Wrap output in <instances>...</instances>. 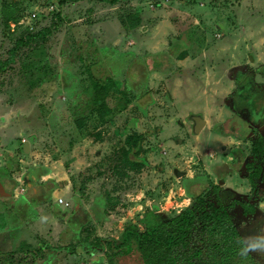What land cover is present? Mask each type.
I'll return each mask as SVG.
<instances>
[{"label":"rangeland","instance_id":"374dc122","mask_svg":"<svg viewBox=\"0 0 264 264\" xmlns=\"http://www.w3.org/2000/svg\"><path fill=\"white\" fill-rule=\"evenodd\" d=\"M3 4L15 5L24 19L15 33L0 21L1 61L19 34L49 27L60 15L51 35L18 49L0 72V169L15 186L7 197L0 182V264H142L137 254L110 260L96 242H120L128 225L143 230L169 220L192 203L184 185L194 177L202 181L187 184L190 193L208 181L218 185L208 195L215 205L246 202L254 209L229 211L242 239L264 235V0ZM130 10L142 20L132 33L118 22ZM127 54L139 61L124 62ZM106 78L115 89L111 112L99 120L86 104L91 80ZM126 79L133 92L121 94ZM193 115L205 123L196 134ZM130 135L142 138L139 158L146 162L135 171L121 159ZM33 168L45 170L38 184L60 185L48 200L23 179ZM175 169L185 176L177 178ZM107 196L117 203L106 205ZM57 197L69 207H59ZM93 205L105 209L104 219L94 220ZM249 254L264 264V251Z\"/></svg>","mask_w":264,"mask_h":264},{"label":"trees","instance_id":"16d2710c","mask_svg":"<svg viewBox=\"0 0 264 264\" xmlns=\"http://www.w3.org/2000/svg\"><path fill=\"white\" fill-rule=\"evenodd\" d=\"M83 0H57L59 6L74 4ZM110 6L117 4L120 0H98ZM59 12H56L52 17V23L49 27L43 28L40 31L33 32L30 28L19 34L14 47L8 51L6 60H0V72L14 61L15 53L23 46H29L31 43L41 41L47 36L51 35L57 28L55 19H59ZM1 17L7 27L9 22H18L17 10L15 5H3L1 8ZM17 18V19H16ZM121 27L124 30H135L141 25V17L136 11H128L118 19ZM32 29V28H31ZM126 61H139L132 54L125 56ZM184 54H181L178 59H183ZM135 59V60H134ZM119 75H122L123 70H117ZM92 93L87 101V111L99 120H103L110 112L111 108L108 104L109 92L115 89L111 78H106L103 82L98 79H92L91 82ZM133 92V87L129 80H125V86L120 92L127 94ZM80 128V126L78 127ZM262 138V137H261ZM264 143V131H263ZM142 138L138 135H130L126 138V148L122 150V163L130 170L141 169L145 164V160L139 158L141 151ZM261 147V144L253 143L251 148V155H254ZM250 171V168L248 169ZM35 172V169L28 171V175ZM42 175L45 170L42 169ZM2 178H9L6 170L0 169ZM255 172H249L247 181L250 184L252 194H256L257 185L255 182ZM26 178V177H25ZM202 181L198 177L186 180L184 185L185 194L192 200V203L184 208L179 213H176L167 221H161L153 226L145 227L143 230H138L134 226L128 225L121 235V241L114 239H105L98 241L95 245L97 251L109 250L108 257L122 258L137 254L142 261V264H256L253 258L248 253L241 255L242 237L234 225L229 211L235 205H240L243 212L253 214L254 209L246 202H232L225 206L222 203L216 205L208 199L210 190L214 193L218 192V185L211 184L206 181L207 185L203 187L199 194H192L189 191L187 184H197ZM48 191L58 188L60 186L53 180L46 182ZM45 185V186H46ZM210 186V187H209ZM23 201H26L23 198ZM108 202L106 205L113 206L117 200H111L107 196ZM79 203V201H78ZM104 207V206H103ZM108 207V206H106ZM96 209V210H95ZM104 209V208H103ZM93 214H95V221L106 215L105 209H100L97 205L91 207ZM95 212V213H94ZM93 216V215H92ZM2 227L0 226V231ZM43 248L40 246L34 250L32 256L34 258L41 257ZM101 260V258H99Z\"/></svg>","mask_w":264,"mask_h":264},{"label":"crops","instance_id":"0c3cea01","mask_svg":"<svg viewBox=\"0 0 264 264\" xmlns=\"http://www.w3.org/2000/svg\"><path fill=\"white\" fill-rule=\"evenodd\" d=\"M3 5H6V4H3ZM3 5H0V21H3L2 20V17H1V8L3 7ZM36 15V14H35ZM22 19H24V18H21V19H19V20H22ZM13 23H16V22H9V25H11V24H13ZM27 27H25V28H21V29H26ZM30 30H32V31H34V29L32 28V29H30ZM121 30L123 31V28L121 27ZM9 31L11 32V33H15L14 31H12V29L10 28L9 29ZM135 31V30H134ZM133 32V30H131L130 31V33H132ZM105 34V33H104ZM129 34V33H128ZM127 34V35H128ZM105 36V35H104ZM4 40V38H3V36L1 35V31H0V45H2L1 43H2V41ZM9 51V50H8ZM182 60H178V62H181ZM33 169H35V172H32L30 175H28L29 173L27 172V174H25V176L23 177V179H24V181L26 182V184L29 186V187H33V189L35 190V192H37L38 194L37 195H39L41 192H42V189H43V186H45L46 185V183L44 184V185H40V184H38L39 183V178H44V175H42L43 173H42V168H33ZM31 170V169H30ZM29 171V170H28ZM26 177V178H25ZM2 179V180H1ZM52 179V178H51ZM2 181V183L4 184V182H5V185L7 184V187H8V192H7V197H9V188L11 187V186H13L12 184L13 183H11V182H9V180H8V178H2L1 177V175H0V182ZM55 182V181H54ZM14 188H15V186L13 187V190H14ZM13 190H12V192H13ZM1 191V190H0ZM11 192V193H12ZM54 193H58V192H54ZM37 195H35V196H37ZM44 196V200H48L49 198H50V195H51V192H49L48 190H47V194L46 193H41V195H39V196ZM54 195V194H53ZM22 198H25V202L26 203H29V201L27 200V197H26V195H23L22 196ZM57 199H62L64 202H67L66 200H64L63 198H59V197H57ZM56 198H55V200H57ZM31 200V199H30ZM54 200V201H55ZM55 203L57 204V205H59V207H65L64 205H62V204H58L56 201H55ZM68 203V202H67ZM69 204V203H68ZM69 207V206H68ZM68 207H65V208H68ZM64 209V208H63ZM176 213H179V211L178 212H176ZM37 223H39L38 221H37ZM36 223V226L38 227V225H40V224H37ZM39 229H43V227L42 226H39ZM1 231H2V229H1ZM0 231V232H1ZM1 233H3V232H1ZM1 233H0V236H1ZM6 239V238H5ZM7 240V239H6ZM41 261H43L44 262V258L43 259H41ZM42 262V263H43Z\"/></svg>","mask_w":264,"mask_h":264},{"label":"clouds","instance_id":"9594fccd","mask_svg":"<svg viewBox=\"0 0 264 264\" xmlns=\"http://www.w3.org/2000/svg\"><path fill=\"white\" fill-rule=\"evenodd\" d=\"M241 243V255H247L250 252L264 251V235L257 234L256 236L245 237Z\"/></svg>","mask_w":264,"mask_h":264},{"label":"water","instance_id":"95a60500","mask_svg":"<svg viewBox=\"0 0 264 264\" xmlns=\"http://www.w3.org/2000/svg\"><path fill=\"white\" fill-rule=\"evenodd\" d=\"M193 121V133L196 134L197 132H199L200 130H202V128L204 127L205 123L204 120H202V118L199 115H193L190 117ZM27 144H25L24 149L26 150ZM174 175L177 178H182L185 176V173L178 171L177 169L174 170ZM13 185V184H12ZM9 194H11L12 190H13V186H11L9 188Z\"/></svg>","mask_w":264,"mask_h":264},{"label":"built area","instance_id":"2783aa9c","mask_svg":"<svg viewBox=\"0 0 264 264\" xmlns=\"http://www.w3.org/2000/svg\"><path fill=\"white\" fill-rule=\"evenodd\" d=\"M51 8H52V7H51ZM32 16L35 17V14H33ZM31 19H33V18H31ZM21 23H23V19H22V20H19V21L16 22V23L11 24V25H10V28L12 29V31H14V28L17 27V26H19V25H21ZM56 202H57L58 204H62V205H64L65 207H68V206H69V204H68L67 202H64L62 199H57Z\"/></svg>","mask_w":264,"mask_h":264},{"label":"flooded vegetation","instance_id":"af4514ba","mask_svg":"<svg viewBox=\"0 0 264 264\" xmlns=\"http://www.w3.org/2000/svg\"><path fill=\"white\" fill-rule=\"evenodd\" d=\"M42 193V192H41ZM41 193L39 195H41Z\"/></svg>","mask_w":264,"mask_h":264}]
</instances>
